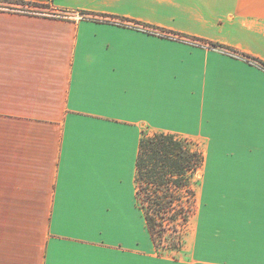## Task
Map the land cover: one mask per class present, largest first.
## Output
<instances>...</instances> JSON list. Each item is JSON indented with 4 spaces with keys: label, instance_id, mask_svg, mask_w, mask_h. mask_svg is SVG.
<instances>
[{
    "label": "crops",
    "instance_id": "1",
    "mask_svg": "<svg viewBox=\"0 0 264 264\" xmlns=\"http://www.w3.org/2000/svg\"><path fill=\"white\" fill-rule=\"evenodd\" d=\"M28 1L71 15L0 10V264H264V69L151 28L264 61V0ZM156 132L202 154L175 257L135 197Z\"/></svg>",
    "mask_w": 264,
    "mask_h": 264
},
{
    "label": "trees",
    "instance_id": "2",
    "mask_svg": "<svg viewBox=\"0 0 264 264\" xmlns=\"http://www.w3.org/2000/svg\"><path fill=\"white\" fill-rule=\"evenodd\" d=\"M20 1L33 6L43 4L28 0ZM0 10L12 11L2 8ZM19 13L37 14L21 11ZM123 20L139 26L150 27L147 24L120 18V21ZM151 28L162 35L188 39L197 44L218 47L227 52H233L264 69V61L231 47L196 37H189L164 28ZM180 138L167 132L143 135L139 140L136 158L135 197L137 205L144 214L147 231L156 253L162 255L167 250L172 257H175L172 252H179L183 245L179 228L186 225L192 213L189 206L181 204L182 193L194 194L191 185L192 176L201 169L202 165L201 151L196 148H189ZM174 205H177V208H174ZM170 227H172V233L167 236L164 233L170 230ZM170 235L172 236L170 237ZM161 240L165 241L162 251L159 249Z\"/></svg>",
    "mask_w": 264,
    "mask_h": 264
},
{
    "label": "rangeland",
    "instance_id": "3",
    "mask_svg": "<svg viewBox=\"0 0 264 264\" xmlns=\"http://www.w3.org/2000/svg\"><path fill=\"white\" fill-rule=\"evenodd\" d=\"M0 8L6 9V10H12V11H21V12H29V13H37V14H45V15H51V16H57V17H69L71 14L67 11H62V10H56L49 5H27L25 3H21L20 0H0ZM180 138V136H178ZM181 140L185 143L186 146H188L191 149H197L200 151V143L196 140L190 139V138H184L181 137ZM192 189L194 190V194H188L183 192L182 193V200L181 204L189 206L191 210V215L189 217L188 222L184 227L179 228V234L180 238L183 241V245H185L187 239L190 238L192 231L195 226L196 222V209H197V203H198V198H200L201 195V170L199 169L196 174L192 176V181H191ZM174 208H177V205H174ZM171 212V211H169ZM173 212V211H172ZM172 233V227H170V230L165 231V235L169 236L168 234ZM172 235H170L171 237ZM169 237V238H170ZM161 245H159V249L161 251L163 250V244L165 245V241L161 240L160 241ZM167 244V243H166ZM164 254H170L167 250L164 251ZM174 256H178V252H172Z\"/></svg>",
    "mask_w": 264,
    "mask_h": 264
},
{
    "label": "built area",
    "instance_id": "4",
    "mask_svg": "<svg viewBox=\"0 0 264 264\" xmlns=\"http://www.w3.org/2000/svg\"><path fill=\"white\" fill-rule=\"evenodd\" d=\"M76 16H78V17H82V16H84V15H81V14H76ZM230 54H232V55H236L235 53H233V52H229Z\"/></svg>",
    "mask_w": 264,
    "mask_h": 264
}]
</instances>
